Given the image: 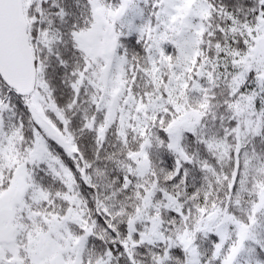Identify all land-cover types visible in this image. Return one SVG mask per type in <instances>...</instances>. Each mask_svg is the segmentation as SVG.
<instances>
[{
  "label": "snow or ice",
  "instance_id": "obj_1",
  "mask_svg": "<svg viewBox=\"0 0 264 264\" xmlns=\"http://www.w3.org/2000/svg\"><path fill=\"white\" fill-rule=\"evenodd\" d=\"M0 264H264V0H0Z\"/></svg>",
  "mask_w": 264,
  "mask_h": 264
}]
</instances>
